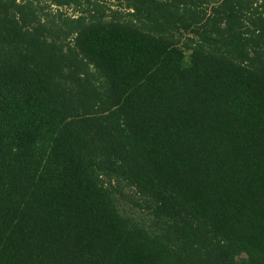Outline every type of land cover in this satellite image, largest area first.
<instances>
[{"label": "trees", "instance_id": "1", "mask_svg": "<svg viewBox=\"0 0 264 264\" xmlns=\"http://www.w3.org/2000/svg\"><path fill=\"white\" fill-rule=\"evenodd\" d=\"M0 264H264V0H0Z\"/></svg>", "mask_w": 264, "mask_h": 264}]
</instances>
